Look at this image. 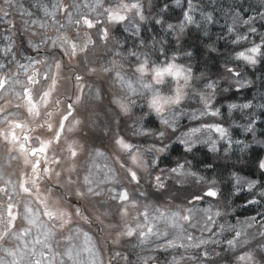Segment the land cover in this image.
I'll return each instance as SVG.
<instances>
[{"label": "clouds", "instance_id": "1", "mask_svg": "<svg viewBox=\"0 0 264 264\" xmlns=\"http://www.w3.org/2000/svg\"><path fill=\"white\" fill-rule=\"evenodd\" d=\"M0 264H264V0H0Z\"/></svg>", "mask_w": 264, "mask_h": 264}]
</instances>
